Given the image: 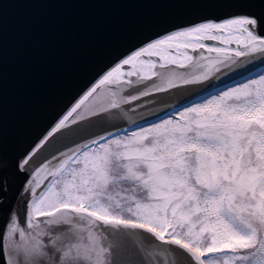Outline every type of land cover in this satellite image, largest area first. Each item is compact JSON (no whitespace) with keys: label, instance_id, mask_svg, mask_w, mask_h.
Here are the masks:
<instances>
[{"label":"snow or ice","instance_id":"obj_1","mask_svg":"<svg viewBox=\"0 0 264 264\" xmlns=\"http://www.w3.org/2000/svg\"><path fill=\"white\" fill-rule=\"evenodd\" d=\"M9 7L0 4V15ZM174 7L179 9L175 18L102 69L94 82L84 85L86 90L79 96L82 103L76 111L64 120H60L62 115L58 111L13 158L0 155V255L4 264H106L108 249L103 244L102 225L107 224L143 230L162 244L175 245L188 254L190 264H213L218 255L225 264H264V186H261L264 179L255 173H249L253 179L247 185H236L230 192L222 188L216 197L211 195L210 187L203 203L194 192L190 211L183 210V203L175 207L174 223L167 217L144 214L143 220H126L103 206L90 212L82 204L68 202L57 207L37 199L43 185L34 187L36 176L49 167L53 158L59 160L57 154L81 139L82 125L100 120L119 103L117 97H127L155 79L158 69L171 66L168 58L178 55L181 46L194 58L211 51L213 44L219 47L221 37H232L226 46L243 60L244 68L251 70L226 90L224 101L233 97L247 101L236 113L241 117L239 126L253 142H264V0H181ZM257 61L262 66L253 71L251 66ZM97 104L102 106L97 108ZM80 107L90 110L88 118H77L75 123L67 124ZM181 116L189 119L190 112ZM54 124L56 130L45 139ZM119 131L125 133L119 158L130 176L140 178L138 168L147 169L153 163L151 158L159 153L160 145L148 143L152 139L150 128ZM247 190L258 191L260 195L253 203L237 204L235 192ZM199 212L204 217L200 230L196 231L191 217ZM73 216L87 217V222H74ZM185 224L190 225L189 230L181 235L176 226ZM205 233L210 243L201 246Z\"/></svg>","mask_w":264,"mask_h":264},{"label":"water","instance_id":"obj_2","mask_svg":"<svg viewBox=\"0 0 264 264\" xmlns=\"http://www.w3.org/2000/svg\"><path fill=\"white\" fill-rule=\"evenodd\" d=\"M180 2L0 0V4L10 5L0 15V155L13 158L58 111L60 120L76 111L82 103L79 96L86 90L84 85L94 82L102 69L175 18L179 9L174 5ZM231 39L221 37L219 47L213 44L211 51L194 58L181 46L178 55L168 58L171 66L158 69L155 79L127 97H117L119 103L100 120L82 125L81 139L39 172L34 187L43 185L41 191L60 161L85 144L120 129L138 128L163 119L246 77L251 69L244 68L243 60L226 46ZM261 66L257 61L251 68L255 71ZM173 67H178L176 75L156 82L159 76L173 73ZM131 96L136 99L131 100ZM84 109L80 107L67 124L75 123L77 118L86 120L90 110ZM55 130L54 124L44 138ZM102 228L103 244L108 249L106 264H190L184 250L162 244L143 230L122 224ZM0 264H4L2 255Z\"/></svg>","mask_w":264,"mask_h":264},{"label":"rangeland","instance_id":"obj_3","mask_svg":"<svg viewBox=\"0 0 264 264\" xmlns=\"http://www.w3.org/2000/svg\"><path fill=\"white\" fill-rule=\"evenodd\" d=\"M225 92L180 111L174 119L145 127L151 129L148 143H158L160 151L151 158L153 163L147 169L138 168L140 178L130 176L119 158L123 134L94 144L63 162L37 199L45 205L82 204L92 211L103 206L126 220H143L147 215L167 217L174 223L175 207L183 203V210L190 211L194 192L203 203L210 187L211 195L216 197L222 188L230 192L236 185L250 183V172L264 179V142H253L250 135H244L238 123L241 117L236 115L247 101L233 97L225 102ZM189 112L190 118L183 119L181 114ZM259 195L258 191H237L235 202L253 203ZM203 217V212L191 217L196 231ZM189 227L177 225L176 231L183 235ZM200 243H210L207 233ZM213 264L225 261L218 255Z\"/></svg>","mask_w":264,"mask_h":264},{"label":"flooded vegetation","instance_id":"obj_4","mask_svg":"<svg viewBox=\"0 0 264 264\" xmlns=\"http://www.w3.org/2000/svg\"><path fill=\"white\" fill-rule=\"evenodd\" d=\"M189 65H190V64H189ZM186 66H187V65H186ZM164 81H166V79H160V80L158 79L156 82L161 83V82H164ZM156 82H155V84H156ZM73 220H74V222L84 224V223L87 222V217H83V218H81V217H78V216H73Z\"/></svg>","mask_w":264,"mask_h":264}]
</instances>
